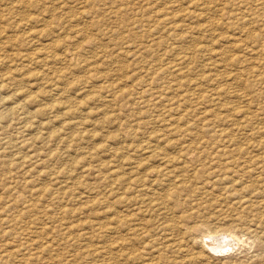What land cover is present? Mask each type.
<instances>
[{"label": "rangeland", "instance_id": "obj_1", "mask_svg": "<svg viewBox=\"0 0 264 264\" xmlns=\"http://www.w3.org/2000/svg\"><path fill=\"white\" fill-rule=\"evenodd\" d=\"M263 200L264 0H0V264H264Z\"/></svg>", "mask_w": 264, "mask_h": 264}, {"label": "bare ground", "instance_id": "obj_2", "mask_svg": "<svg viewBox=\"0 0 264 264\" xmlns=\"http://www.w3.org/2000/svg\"><path fill=\"white\" fill-rule=\"evenodd\" d=\"M30 3V2H29ZM13 8V7H12ZM2 21V20H1ZM2 24V23H1ZM178 29V28H177ZM239 31V30H238ZM255 35V34H254ZM253 42V41H252ZM20 55V54H19ZM16 56H18V55H16ZM177 67V66H176ZM175 67V68H176ZM170 69V68H169ZM259 73V72H258ZM260 74V73H259ZM262 77V76H261ZM206 94V93H205ZM215 94V93H214ZM238 111V110H237ZM19 112V111H18ZM4 113V112H3ZM26 113V112H25ZM24 120V119H23ZM235 124V123H234ZM175 130V129H174ZM74 142V141H73ZM174 146V145H173ZM27 147V146H26ZM258 147V146H257ZM196 151V150H195ZM156 155V154H155ZM254 159V158H253ZM247 169V168H246ZM29 173V172H28ZM125 180V179H124ZM258 182H262V181H260V180H257ZM133 183V182H132ZM131 185V184H130ZM134 187H135V185H134ZM128 188V187H127ZM236 188V187H235ZM258 189V188H257ZM169 193V192H168ZM260 196H258L257 197V199L259 198ZM155 198V197H154ZM159 198V197H158ZM261 198V197H260ZM19 201H20V199H19ZM23 201H25V200H23ZM263 202H264V200H263ZM140 211V210H139ZM6 213V212H5ZM14 217V216H13ZM141 226V225H140ZM145 227V226H144ZM253 227V226H252ZM252 227H248V228H246V229H248L247 231L250 233V234H255V235H258V230L256 229V228H252ZM140 229V228H139ZM206 229V228H205ZM164 230H166V229H164ZM207 230V229H206ZM221 230V229H220ZM140 231V230H139ZM219 231V230H218ZM208 232H209V230H208ZM230 233H233L232 232V230L230 231ZM8 235V234H7ZM138 235V234H137ZM149 235V234H148ZM140 236V235H139ZM142 236V235H141ZM147 236V235H146ZM145 236V237H146ZM82 237V236H81ZM138 237V236H137ZM143 237V236H142ZM231 238L232 237H230V239L228 238V237H220V238H215L214 240H213V244H217V246L216 247H214V249L213 250H215V251H228V250H231V249H233V248H235L236 246H233V244H235L234 243V241L232 242L231 241ZM141 239V238H140ZM210 242V241H209ZM236 242V241H235ZM238 243V242H237ZM32 244V243H31ZM1 245V244H0ZM238 246V245H237ZM239 248V247H238ZM46 249H48V248H46ZM26 258V257H25Z\"/></svg>", "mask_w": 264, "mask_h": 264}]
</instances>
